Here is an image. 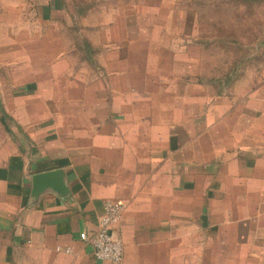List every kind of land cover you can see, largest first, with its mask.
I'll return each instance as SVG.
<instances>
[{"label":"crops","instance_id":"obj_1","mask_svg":"<svg viewBox=\"0 0 264 264\" xmlns=\"http://www.w3.org/2000/svg\"><path fill=\"white\" fill-rule=\"evenodd\" d=\"M145 4L0 0V264H114L80 237L105 200L118 264H264V34L213 72Z\"/></svg>","mask_w":264,"mask_h":264},{"label":"rangeland","instance_id":"obj_2","mask_svg":"<svg viewBox=\"0 0 264 264\" xmlns=\"http://www.w3.org/2000/svg\"><path fill=\"white\" fill-rule=\"evenodd\" d=\"M145 5L147 20L159 24L163 40L152 51L209 52L215 59L213 72L219 62L213 55L222 53L225 63L232 64L236 56L249 51L251 41L264 34V0H146ZM187 40L190 44L194 40L193 48L187 47ZM213 113L211 108L210 115L217 116ZM216 255L212 254V264H218Z\"/></svg>","mask_w":264,"mask_h":264},{"label":"built area","instance_id":"obj_3","mask_svg":"<svg viewBox=\"0 0 264 264\" xmlns=\"http://www.w3.org/2000/svg\"><path fill=\"white\" fill-rule=\"evenodd\" d=\"M124 207L121 200H105L96 230L80 234L81 239L91 245L96 259L114 264L121 262L124 251L123 242L115 235L113 225L120 218Z\"/></svg>","mask_w":264,"mask_h":264},{"label":"water","instance_id":"obj_4","mask_svg":"<svg viewBox=\"0 0 264 264\" xmlns=\"http://www.w3.org/2000/svg\"><path fill=\"white\" fill-rule=\"evenodd\" d=\"M34 181H42L44 183L50 184L52 188L56 190V192L61 194L66 191L59 170H48L44 172H39L35 174Z\"/></svg>","mask_w":264,"mask_h":264}]
</instances>
